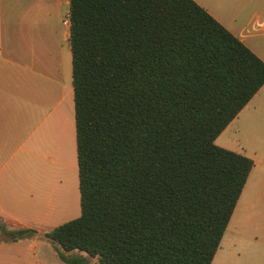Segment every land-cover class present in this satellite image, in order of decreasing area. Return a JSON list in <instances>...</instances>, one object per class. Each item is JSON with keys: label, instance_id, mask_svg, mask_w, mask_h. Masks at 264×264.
Listing matches in <instances>:
<instances>
[{"label": "trees", "instance_id": "16d2710c", "mask_svg": "<svg viewBox=\"0 0 264 264\" xmlns=\"http://www.w3.org/2000/svg\"><path fill=\"white\" fill-rule=\"evenodd\" d=\"M69 17L81 212L44 237L64 264H212L255 165L215 139L264 62L194 0ZM35 234L0 218V242Z\"/></svg>", "mask_w": 264, "mask_h": 264}, {"label": "crops", "instance_id": "0c3cea01", "mask_svg": "<svg viewBox=\"0 0 264 264\" xmlns=\"http://www.w3.org/2000/svg\"><path fill=\"white\" fill-rule=\"evenodd\" d=\"M194 1L264 62V0ZM69 6L70 0H0V218L11 229L36 231L28 239L0 242V264H57L53 255L38 251L39 241L48 242L44 234L59 224L56 211L62 217L78 205L77 167L58 183L46 172L68 149L77 155L70 26L64 24ZM54 122L67 131L69 143L58 151ZM215 144L255 164L227 230L232 223L264 224V85ZM58 192L65 197L60 210ZM232 234L264 245L256 233ZM232 247L236 251L220 252V245L212 264H247L241 243Z\"/></svg>", "mask_w": 264, "mask_h": 264}, {"label": "rangeland", "instance_id": "374dc122", "mask_svg": "<svg viewBox=\"0 0 264 264\" xmlns=\"http://www.w3.org/2000/svg\"><path fill=\"white\" fill-rule=\"evenodd\" d=\"M69 104H70V100H69ZM54 124L55 125L52 128V131L54 132L53 134H54L55 139H56V141L54 143H56L58 145L57 147L54 146V149L56 151H58V150H60V148L63 149L64 143H65V145L67 144V146L69 143H68V140L64 137V134H66L67 131L62 129L60 123L54 122ZM64 131H65V133H64ZM69 133H70V135L72 134V132H69ZM71 141H72V138H71ZM47 165L48 164H46V166ZM40 166H42V165H40ZM76 167L78 169L77 155L75 156L73 150L69 151V149H68V154L61 161L56 163L54 166H50V165L47 166V170H46L47 178L49 179L50 176L55 175L56 176L55 183H58L59 177H61L63 175L65 176L71 170H73V172H74ZM42 170H43V168L40 169V172H42ZM42 176H43V174H42ZM55 183H54V185H56ZM41 188H42V178L40 180V189ZM57 188H58V185H56L54 189H57ZM58 193H57V195L59 196L58 199L62 200V204L61 205L56 204L57 205L56 208L60 210L61 208L64 207L63 205H64L65 197H64L63 193H61V192H58ZM60 193L62 194L61 196H60ZM41 195H42V192H41ZM47 195H48V193H47ZM41 198H42V196H41ZM73 210H74V212H72L68 215L65 214V216H62V217H60L59 212L56 211V213H58V215H59V216H57L59 218H56V220H55L56 223H59V224H55L56 227L65 223V222H68L71 219H75L76 217H78L80 215V212H81L80 196L78 199L77 208L75 206ZM74 215H76L75 218H73ZM51 225H53V224H49V226H51ZM260 226L263 228L264 224H234V223H232L224 235L223 241L221 243V249H220L221 251L220 252H224L225 250H227L229 248L231 249V251H233V250L236 251L234 249V247H232V246L236 245V243H239V244L241 243V246H243V250L246 253V255H245L246 262L245 263H247V264H264V245H261L260 243L254 242L250 239H247L245 241L238 239L237 237H235L232 234L233 231H237L239 233L240 232L246 233L247 237H249L250 235L254 236L257 234L259 236L256 235V237L257 238L259 237V239L261 241L260 237L261 236L264 237V234L260 233L262 231L261 230L262 228ZM235 228H237V229L235 230ZM20 245H18L17 247H19ZM24 245L25 244H23V246ZM23 246L21 245V247H23ZM38 251L39 252H46L49 255H53L55 257L57 264H62L61 261L57 257V254L55 251V246L50 241L44 242L43 239H41L39 241V250ZM27 252H29V251L27 250ZM94 262H96V261L93 260V263Z\"/></svg>", "mask_w": 264, "mask_h": 264}, {"label": "built area", "instance_id": "2783aa9c", "mask_svg": "<svg viewBox=\"0 0 264 264\" xmlns=\"http://www.w3.org/2000/svg\"><path fill=\"white\" fill-rule=\"evenodd\" d=\"M64 24L70 26V17L69 15L64 19Z\"/></svg>", "mask_w": 264, "mask_h": 264}]
</instances>
